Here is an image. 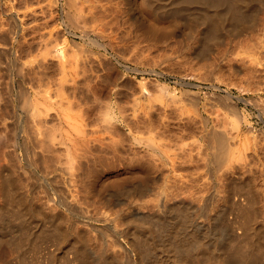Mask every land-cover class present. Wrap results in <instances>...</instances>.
<instances>
[{
	"label": "rangeland",
	"instance_id": "rangeland-1",
	"mask_svg": "<svg viewBox=\"0 0 264 264\" xmlns=\"http://www.w3.org/2000/svg\"><path fill=\"white\" fill-rule=\"evenodd\" d=\"M183 1L0 0V264L171 260L153 223H178L183 210L196 240L181 264H219L232 243L255 258L220 264H264V0H249L254 24L235 37L230 16L216 32L199 14L220 6ZM219 134L235 137L215 165Z\"/></svg>",
	"mask_w": 264,
	"mask_h": 264
},
{
	"label": "bare ground",
	"instance_id": "bare-ground-1",
	"mask_svg": "<svg viewBox=\"0 0 264 264\" xmlns=\"http://www.w3.org/2000/svg\"><path fill=\"white\" fill-rule=\"evenodd\" d=\"M14 1V0H13ZM38 1V0H37ZM52 1H54V0H52ZM150 1H152V0H150ZM157 2H158V0H156ZM162 1V0H161ZM164 1V0H163ZM174 1H176L177 2V0H174ZM185 1V3H186V1H187V3H189L188 1H193V3H196L197 1H200V2H207V1H209L208 3L210 4V2L214 5V6H217L216 8H218L219 6L221 7V11H218V14H217V16H218V18H217V16H216V14L215 15H211L210 14V12L209 13H206L205 12V10H202V8H201V12L199 13L200 15H201V17L204 19V20H206V22H207V24L209 23L208 22V20H210V16H212L211 18H213L212 20H213V23H212V25H211V27H210V31L211 30H214L215 29V31L217 32L218 30H219V28H220V25H221V23H219V21H218V19H219V17H220V14L222 15V13H224V15H226V16H230V21H231V26H229V28H228V32L230 33V34H232V35H234V37H235V35H237V34H239V33H241L243 30H245L246 28L248 29V27H251L252 26V24H254L253 23V17H252V19L250 18V19H248V14H249V11H250V5H248V2H249V0H184ZM184 1H183V4H184ZM65 2H67V1H65ZM74 2V1H73ZM175 2V3H176ZM179 2V1H178ZM181 2V1H180ZM190 2V3H191ZM54 2H52V4H53ZM118 3V2H117ZM156 3V2H155ZM158 3H160V2H158ZM158 3H156V4H158ZM161 3H163V2H161ZM165 3V2H164ZM163 3V4H164ZM182 3V2H181ZM197 3H199V2H197ZM196 3V4H197ZM120 4V3H119ZM155 4V5H156ZM169 4V3H168ZM177 4V3H176ZM179 4V3H178ZM211 4V5H212ZM74 5V4H73ZM72 5V6H73ZM98 5V4H97ZM165 6L167 5V4H164ZM170 5V4H169ZM182 5V4H181ZM193 5V4H192ZM205 5V7H207L206 6V4H204ZM28 6V5H27ZM157 6V5H156ZM159 6V5H158ZM157 6V7H158ZM161 6V5H160ZM180 6V4L178 5V7ZM191 6V5H190ZM202 6V5H201ZM163 7L164 6H162V9H163ZM171 7H172V4H171ZM174 7H176V6H174ZM182 7H183V5H182ZM184 7H185V5H184ZM186 7H189V4H188V6H186ZM198 7V9H200L199 7L200 6H197ZM219 7V8H220ZM24 8H26V7H24ZM122 8V7H121ZM156 8V7H155ZM167 8V7H166ZM166 8H164V11H165V9ZM103 9V8H102ZM182 8L180 7V9H178L177 8V10H179V12H180V10H181ZM206 9V8H205ZM209 9V8H208ZM19 10V9H18ZM105 10V9H104ZM108 10V9H107ZM158 10V9H157ZM183 10V9H182ZM186 10V9H185ZM184 10V12L186 13V11ZM193 10V9H192ZM218 10V9H217ZM22 11V10H21ZM163 11V13H165ZM167 11V10H166ZM169 11H170V8H169ZM175 11V10H174ZM189 12H190V9L188 10ZM187 11V12H188ZM196 11H198V10H196ZM24 12V11H23ZM104 12V11H103ZM115 12V11H114ZM118 12V11H117ZM162 12V11H161ZM178 11H177V13H179ZM213 12V11H212ZM252 12H253V10H252ZM68 13V12H67ZM167 13V12H166ZM173 12H171V14H172ZM214 13H215V10H214ZM213 13V14H214ZM181 14V13H180ZM198 14V12L196 13V15ZM26 15V14H25ZM69 15V14H68ZM81 15V14H80ZM170 15V14H169ZM175 15H176V13H175ZM187 15H188V13H187ZM106 16V15H105ZM115 16V15H114ZM193 16V15H192ZM199 15H197L196 17H198ZM254 16V15H253ZM10 17V16H9ZM12 17V16H11ZM76 17V16H75ZM102 17V16H101ZM187 17V16H186ZM223 17H225V16H223ZM167 18V17H166ZM184 18V17H183ZM202 18H201V20H202ZM70 19V18H69ZM68 19V20H69ZM105 20H109V19H105ZM128 20V19H127ZM185 20H186V18H185ZM220 20V19H219ZM225 20V19H224ZM70 21V20H69ZM99 21V20H98ZM101 21V20H100ZM192 21H193V19H192ZM220 21H222V25H223V23H224V21H223V19L222 20H220ZM230 21H229V23H230ZM202 22V21H201ZM210 22H211V20H210ZM76 23V22H75ZM101 23V22H100ZM131 23V22H130ZM202 23H205V21L204 22H202ZM79 24V23H78ZM82 24V23H81ZM206 24V23H205ZM76 25V24H75ZM204 25V24H203ZM207 26V25H206ZM226 26H228V25H226ZM93 27V26H92ZM227 28V27H226ZM225 28V29H226ZM262 28H264V27H262ZM204 29V28H203ZM222 29H224L223 27H222ZM246 29V30H247ZM187 31V30H186ZM219 32V31H218ZM246 32V31H245ZM209 33V32H208ZM211 33V32H210ZM221 33V32H220ZM220 33H217V34H220ZM226 33H227V31H226ZM9 34V33H8ZM229 34V35H230ZM185 35V34H184ZM205 35L206 36H208L206 33H205ZM220 35H222V34H220ZM227 35V34H226ZM190 36V35H189ZM201 36V35H200ZM210 36V35H209ZM208 36V37H209ZM211 37H212V33H211ZM218 37H219V35H218ZM262 37V36H261ZM260 37V38H261ZM12 38V37H11ZM100 38H101V36H100ZM184 38V37H183ZM214 38H216V37H214ZM89 39V38H88ZM212 40H213V38H211ZM217 39V38H216ZM215 39V40H216ZM238 40V39H237ZM208 41V40H207ZM209 41H210V39H209ZM217 41V40H216ZM73 42V41H72ZM184 42V41H183ZM203 42V41H202ZM233 42V41H232ZM207 44V43H206ZM259 44V43H258ZM178 45V44H177ZM191 45V44H190ZM205 45V44H204ZM109 46V45H108ZM258 46V45H257ZM216 47V46H215ZM259 47V46H258ZM213 48V47H212ZM178 49V48H177ZM250 49V48H249ZM186 50H188V49H186ZM243 51V50H242ZM201 53V52H200ZM214 53V52H213ZM235 53V52H234ZM239 53V52H238ZM232 55V54H231ZM262 55H264V54H262ZM252 56V55H251ZM194 57H195V55H194ZM205 57V56H204ZM218 58V57H217ZM255 58V57H254ZM249 59V58H248ZM252 60V59H251ZM197 61V60H196ZM257 61V60H256ZM259 62V61H258ZM14 64V63H13ZM199 64V63H198ZM204 66V65H203ZM202 66V67H203ZM220 66V65H219ZM235 67V66H234ZM224 69V68H223ZM227 69V68H226ZM206 73V72H205ZM209 73V72H208ZM215 74V73H214ZM242 74V73H241ZM228 75V74H227ZM214 76V75H213ZM217 76V75H216ZM215 76V77H216ZM223 77V76H222ZM229 78V77H228ZM231 80V79H230ZM187 82V81H186ZM184 83V82H183ZM231 84V83H230ZM197 85V84H196ZM239 85V84H238ZM244 87V86H243ZM186 89V88H185ZM245 89V88H244ZM187 90V89H186ZM19 91V90H18ZM19 93V92H18ZM11 94V93H10ZM26 94V93H25ZM193 97V96H192ZM26 98H27V95H26ZM34 98H35V96H34ZM17 99V98H16ZM30 99V98H29ZM23 100V99H22ZM229 100V99H228ZM24 101V100H23ZM191 101H193V100H191ZM35 102V101H34ZM192 103H194V102H192ZM197 103V102H196ZM35 104V103H34ZM33 104V105H34ZM37 104V103H36ZM107 105V104H106ZM105 105V106H106ZM230 105V104H229ZM109 106V105H108ZM23 107V106H22ZM230 107V106H229ZM105 110H106V108H105ZM229 110H230V108H229ZM230 112V111H229ZM232 112V111H231ZM105 113V112H104ZM110 114V113H109ZM234 114V113H233ZM25 115V114H24ZM104 115V117H106L107 116V114H103ZM106 115V116H105ZM231 116V115H230ZM110 117V116H109ZM222 117H224V116H222ZM107 118V117H106ZM205 118V117H204ZM233 118V117H232ZM235 118V117H234ZM229 119H231V118H229ZM110 120V118L108 119V121ZM206 120V119H205ZM236 120V119H235ZM234 120V121H235ZM111 121V120H110ZM207 121V120H206ZM228 122V121H227ZM204 123V122H203ZM234 123H236V121L234 122ZM233 125V124H232ZM235 125V124H234ZM149 126V125H148ZM150 127V126H149ZM213 127V126H212ZM216 127H218V126H216ZM231 128V127H230ZM131 129V128H130ZM140 129V128H139ZM145 129V128H144ZM149 129V128H148ZM217 129V128H216ZM4 130V129H3ZM202 130V129H201ZM219 130V129H218ZM235 130V129H234ZM10 131H12V130H10ZM150 131V130H149ZM149 131H147V132H149ZM154 131V130H153ZM237 131V130H236ZM13 132V131H12ZM152 132V131H151ZM222 131H220V134H222L221 133ZM226 132V131H225ZM232 132V131H231ZM0 133H1V131H0ZM2 133H3V131H2ZM26 133V132H25ZM141 133H144V132H141ZM214 133H215V131H214ZM85 133H83V135H84ZM145 134V133H144ZM149 134H152V133H149ZM154 134V133H153ZM216 134V133H215ZM219 134V137L218 136H216L217 138H219V141L220 142H218V143H220V144H217V146L219 147L218 148V151H217V154H215L214 152H212V154L214 155V156H216L215 157V163L213 162V160H212V163L213 164H215V165H217V164H220V163H223L225 160H226V158H228V157H226L227 156V153H228V150H230L231 149V146H230V143L233 141H231V138L233 137H235V136H237L238 134H236V132L234 133V134H232V135H235V136H231V137H229L228 135H226V136H224V135H220ZM224 134V133H223ZM246 134V133H245ZM13 135V134H12ZM217 135H218V133H217ZM248 135V134H247ZM209 136V135H208ZM23 137V136H22ZM28 137H29V135H28ZM142 137H143V134H142ZM145 137V136H144ZM238 137V136H237ZM246 137V136H245ZM137 138V137H136ZM135 138V139H136ZM147 138V137H146ZM149 138V137H148ZM154 138H155V136H154ZM232 138V139H233ZM238 138H240V137H238ZM133 139H134V137H133ZM168 139V138H167ZM237 139V138H236ZM235 139V140H236ZM9 140V139H8ZM7 140V141H8ZM23 140V139H22ZM139 140V139H138ZM137 140V141H138ZM150 140V141H149ZM146 139L145 140V142L147 141V143H146V145L147 146H152L153 147V144H154V146H157V145H155V143L153 142V138H152V140L151 139ZM158 140V139H157ZM6 141V142H7ZM140 141H141V139H140ZM231 141V142H230ZM246 141V140H245ZM23 142V141H22ZM214 142V141H213ZM240 142V141H239ZM239 142H237L236 141V143L238 144ZM243 141H241V143H242ZM13 143V142H12ZM138 143H140V142H138ZM153 143V144H152ZM158 143V142H157ZM161 143H164V142H161ZM208 143V142H207ZM145 144V143H144ZM160 144V143H159ZM232 144V143H231ZM234 144H235V142H234ZM233 144V145H234ZM237 144H235L234 146H236ZM248 144V143H247ZM243 145V144H242ZM256 145V144H255ZM261 145V144H260ZM4 146V145H3ZM169 146V145H168ZM214 146V145H213ZM239 146V145H238ZM22 147H24V146H22ZM151 147V148H152ZM157 147H160L161 148V150H163L161 153H163L164 154V149H162L164 146H157ZM159 148V149H160ZM165 148V147H164ZM213 148H215V147H213ZM240 148V147H239ZM27 149V148H26ZM154 149V148H153ZM167 149H169V148H167ZM216 149H217V147H216ZM23 150V149H22ZM143 150V149H142ZM155 150V149H154ZM153 150V151H154ZM169 150H171V149H169ZM214 150V149H213ZM240 150V149H239ZM246 150H247V147H246ZM75 151V150H74ZM159 151V150H158ZM248 151V150H247ZM30 152V151H29ZM77 152V151H76ZM148 152V151H147ZM171 152V151H170ZM216 152V151H215ZM236 152V151H235ZM24 153V152H23ZM225 153H226V158L224 157V155H225ZM28 154V153H27ZM154 154H155V152H154ZM173 154V153H172ZM206 154V153H205ZM229 154H230V156H231V152H229ZM228 154V155H229ZM234 153L232 152V155H233ZM33 155V154H32ZM152 155V154H151ZM161 155V154H160ZM154 156V155H153ZM155 156H157V155H155ZM213 156V157H214ZM73 157V156H72ZM212 157V158H213ZM222 157L223 158H225V160H220V159H222ZM238 157V156H237ZM19 158V157H18ZM218 158H219V160L221 161V162H219V161H217L218 160ZM240 158V157H239ZM15 159V158H14ZM234 159V158H233ZM19 160V159H18ZM240 160V159H239ZM34 161V160H33ZM159 161V160H158ZM216 161H217V164H216ZM223 161V162H222ZM242 161V160H241ZM261 161V160H260ZM259 161V162H260ZM245 162H246V160H245ZM252 163V162H251ZM255 163V162H254ZM253 163V164H254ZM248 164H249V162H248ZM255 164H257V163H255ZM261 164V163H260ZM15 165V164H14ZM169 165V164H168ZM250 165V164H249ZM262 165H264V164H261V165H258V166H261L262 167ZM247 166V165H246ZM251 166H254V165H250V166H247V167H251ZM70 167H71V165H70ZM240 167V166H239ZM244 167V166H243ZM243 167H241V169L243 168ZM255 167V166H254ZM254 167H253V169H254ZM249 168H247V169H244L245 171L247 170V172H245V173H248V172H250L251 170L249 169ZM70 169H73V168H69V170ZM237 169V168H236ZM257 169V168H256ZM172 170V169H171ZM232 170V169H231ZM230 170V171H231ZM240 170V169H239ZM249 170V171H248ZM24 171V170H23ZM167 171V170H166ZM233 171V170H232ZM236 171V170H235ZM234 171V172H235ZM55 172H57V171H55ZM72 172V171H71ZM241 172H243V170L241 171ZM17 173V172H16ZM45 173V172H44ZM228 173H230V172H228ZM237 173V172H236ZM244 173V172H243ZM20 174V173H19ZM49 174V173H48ZM252 174H254V173H252ZM54 175H55V173H54ZM238 175V174H237ZM236 175V176H237ZM262 175H264V171H262ZM10 176V175H9ZM57 176V175H56ZM241 177V174H240V172H239V175H238V177ZM247 176V175H246ZM245 176V177H246ZM170 177V176H169ZM147 178V177H146ZM134 179V178H133ZM223 179V178H222ZM226 179V178H225ZM250 179V178H249ZM254 179V178H253ZM9 180V179H8ZM206 180V179H205ZM15 181V180H14ZM51 181V180H50ZM16 182V181H15ZM253 182H254V180H253ZM153 183V182H152ZM203 183V182H202ZM219 183V182H218ZM143 184V183H142ZM146 184V183H145ZM149 184V183H148ZM15 186V185H14ZM137 186V185H136ZM143 186H146V185H143ZM152 186V185H151ZM208 186V185H207ZM253 186V185H252ZM22 187V186H21ZM67 187V186H66ZM135 187V186H134ZM245 187V186H244ZM247 187V186H246ZM4 188V187H3ZM85 188V187H84ZM92 188V187H91ZM147 188H148V186H147ZM161 188V187H160ZM222 188V187H221ZM237 188V187H236ZM17 189V188H16ZM62 189V188H61ZM70 189V188H69ZM87 189V188H86ZM126 189V188H125ZM140 189V188H139ZM153 190H154V188H152ZM165 189V188H164ZM242 189V188H241ZM90 190V189H89ZM127 190V189H126ZM125 190V191H126ZM141 190V189H140ZM142 190H144V189H142ZM147 190V189H146ZM157 190V189H156ZM161 190V189H160ZM186 190V189H185ZM229 189H227V191H228ZM256 190V189H255ZM85 191V190H84ZM165 191V190H164ZM164 191H161V192H163L164 193ZM241 191V190H240ZM251 191V190H250ZM253 191V190H252ZM259 191H260V189H259ZM2 192V191H1ZM63 192V191H62ZM70 192H72L71 190H70ZM138 192V191H137ZM148 192V191H147ZM160 192V195L162 194ZM167 192V191H166ZM165 192V193H166ZM255 192H258V191H255ZM7 193V192H6ZM16 193V192H15ZM96 193V192H95ZM141 193H142V191H141ZM141 193H140V195H141ZM146 193V192H145ZM156 193V192H155ZM157 193H159V192H157ZM156 193V194H157ZM171 193V192H170ZM204 193V194H203ZM202 194L203 195H201V197H202V199H205L206 201H202L204 204H202L203 206H205V202H207V201H210V202H212V200L213 199H215V197H216V192H214V191H212V192H208L207 194H205L206 192H203ZM235 193V192H234ZM245 193H247V191L245 192ZM250 193H252V192H250ZM254 193V192H253ZM262 193V192H261ZM131 194V193H130ZM237 194V193H236ZM240 194V193H239ZM1 195V194H0ZM19 195V194H18ZM24 195V194H23ZM88 195H89V193H88ZM135 195V194H134ZM154 195V194H153ZM158 195V194H157ZM170 195V194H169ZM200 195V194H199ZM229 195L230 194H226V195H224V198H225V196H227L226 198L227 199H230L231 198V196H230V198H229ZM234 195V194H233ZM61 196V195H60ZM64 196V195H63ZM118 196V195H117ZM137 196V195H136ZM134 197V198H137V197ZM145 196H146V194H145ZM149 196V199H150V195H148ZM164 195L162 194V196L161 197H163ZM166 196V195H165ZM170 196H172V195H170ZM190 196V195H189ZM219 196V195H218ZM238 196V195H237ZM246 196H247V194H246ZM248 196H250V198L249 197H247V198H249V201L250 202H252L253 200H254V198H255V200L257 201L258 199L257 198H259V197H256L255 196V194H252V196H251V194H249ZM258 196H260V200H261V202L262 203H264V201H262V198H264V194H259ZM175 196H173V198H174ZM239 197V196H238ZM244 197V196H243ZM242 197V198H243ZM65 198V197H64ZM146 198H147V196H146ZM153 198V197H152ZM151 198V199H152ZM167 198H168V196H167ZM166 198V199H167ZM225 198V199H226ZM234 198V197H233ZM24 199V198H23ZM22 199V200H23ZM157 199V198H156ZM155 199V200H156ZM170 200H172V198H169ZM177 199V198H176ZM244 199V198H243ZM246 199V198H245ZM5 200V199H4ZM3 200V201H4ZM13 200V199H12ZM144 200H145V197H144ZM143 200V201H144ZM169 200V201H170ZM175 200V199H174ZM235 200V199H234ZM237 200V199H236ZM254 200V201H255ZM140 201H141V199H140ZM142 201V202H143ZM157 202L155 203V205H157L156 206V208L157 207H160L161 209H164V208H166L167 206H168V204H167V206H166V203H165V201H162V198L160 199V200H156ZM166 201H168V199L166 200ZM177 201V200H176ZM180 201V200H179ZM239 201V200H238ZM241 201V200H240ZM248 201V202H249ZM253 201V202H254ZM22 202V201H21ZM24 202V201H23ZM141 202V203H142ZM233 202H235V201H233ZM237 202V201H236ZM260 201H259V203H261ZM25 203H26V201H25ZM28 203V202H27ZM111 203V202H110ZM113 203V202H112ZM111 203V204H112ZM135 203H136V201H135V199H134V202H132V201H130V202H128V206L132 209L133 208V210H134V208H136V205H135ZM145 203V202H144ZM148 203H150V202H148ZM183 203V202H182ZM199 203V202H198ZM239 203V202H238ZM257 203V202H256ZM19 204V203H18ZM30 204V203H29ZM147 204V203H146ZM207 205H209L208 204V202L206 203ZM250 204V203H249ZM255 204V203H254ZM6 205V204H5ZM45 205V204H44ZM139 205H141V204H139ZM150 205H152V204H150ZM243 205H245V204H243ZM21 206V205H20ZM46 206V205H45ZM81 206V205H80ZM122 206V205H121ZM145 206V205H144ZM143 206V207H144ZM153 206V205H152ZM152 206H149V204H148V207H151L152 208ZM210 206V205H209ZM227 206V205H226ZM253 206V205H252ZM11 207V206H10ZM14 207V206H13ZM43 207V206H42ZM146 207H147V205H146ZM7 208V207H6ZM17 208V207H16ZM26 208H28V207H26ZM160 208H158V209H160ZM207 208H209L208 206L207 207H205V208H203L202 207V209H201V211H202V213H200V215H199V217L202 219V217H206L207 218V215L205 216V211L207 210ZM225 208V207H224ZM120 209V208H119ZM138 209H140V208H138ZM173 209V208H172ZM157 210V209H156ZM166 210H167V208H166ZM222 210V209H221ZM220 210V211H221ZM139 211V210H138ZM160 211V210H159ZM164 210H162V212H163ZM168 211V210H167ZM218 211V210H217ZM252 211V210H251ZM126 212V211H125ZM198 212H200V210L198 211ZM211 212V211H210ZM114 213V212H113ZM164 213V212H163ZM167 213V212H166ZM183 213H184V215L183 214H181L182 215V217H181V215L179 214V216L180 217H178V218H182V219H179V222L178 223H176L175 221L174 222H164L163 224H159L160 222L162 223V221H156V222H158V224H156V223H153V224H155V226H158L159 227V231H160V238H162L163 240L162 241H164V242H162L163 243V246H165L166 245V250H170L171 252V256L173 255V259H171L170 260V258L167 260V259H162V260H164V261H162L161 260V258H160V260L158 259V258H156V259H154L153 260V262H155L156 264H157V262H159V264H174V263H176L177 261H178V263L177 264H181V262L182 261H184V259L185 258H187L188 256H190V255H193V253H190L191 251H189V248L190 247H192V245H193V243H194V240H196V238L194 237V234L193 235H190V234H187L186 235V233H188V231L187 230H189V229H187L186 231H185V228L183 227V225H185V224H182V223H180V221H184V217L186 216V217H188L187 216V214H185V212H184V210H183ZM217 213V212H216ZM129 214H130V212H129ZM212 214H213V212H212ZM211 214V215H212ZM220 214V213H219ZM218 214V215H219ZM30 215V214H29ZM145 216V215H144ZM153 216V215H152ZM213 216V215H212ZM217 216V215H216ZM215 216V217H216ZM133 217V216H132ZM219 217V216H218ZM217 217V218H218ZM154 218V217H153ZM197 218V217H196ZM210 218H212V217H210ZM214 218V217H213ZM216 218V219H217ZM233 218V217H232ZM165 219V218H164ZM169 219V218H168ZM199 219V218H198ZM198 219H195V220H197L195 223L197 224H195V226H193V227H195V230L197 229V230H199L200 229V231H202L201 229L202 228H200V226H202V225H204V227H206L205 226V224H204V220H202V221H200V219L198 220ZM13 220V219H12ZM137 220V219H136ZM154 220V219H153ZM178 220V219H177ZM186 220V219H185ZM214 220H215V218H214ZM214 220H212V221H214ZM11 221V220H10ZM133 221H134V219H133ZM144 221V220H143ZM187 221H188V219H187ZM253 221V220H252ZM256 221V220H255ZM184 222H186V221H184ZM183 222V223H184ZM118 223V222H117ZM152 223V222H151ZM151 223H149V224H147V226H148V228H151V226H153ZM206 223V222H205ZM2 224V223H1ZM57 224V223H56ZM56 224H55V226H56ZM151 224V225H150ZM182 224V225H181ZM192 224H193V222H192ZM193 224V225H194ZM144 225H146V224H144ZM181 225V226H180ZM207 225V224H206ZM211 226H212V224H210ZM59 226V225H58ZM62 226V225H61ZM61 226L59 227L60 229H62L61 228ZM135 226V225H134ZM154 226V227H155ZM186 226H188V224L186 225ZM192 226V225H191ZM72 227V226H71ZM140 227V226H139ZM180 227H182V228H180ZM203 227V228H204ZM207 227H209V225L207 226ZM218 227H220V226H218ZM54 228H56V227H54ZM58 228V227H57ZM141 228V227H140ZM188 228V227H187ZM210 228V227H209ZM259 228V227H258ZM59 229V230H60ZM157 229V228H156ZM211 229V228H210ZM15 230V229H14ZM14 230H12V231H14ZM20 230V229H19ZM54 230H56V229H54ZM59 230H56V232H58ZM140 230V229H139ZM158 230V229H157ZM196 230V231H197ZM205 230V229H204ZM206 230H207V228H206ZM141 231V230H140ZM190 231V230H189ZM208 231V230H207ZM206 231V232H207ZM210 231V230H209ZM214 231V230H213ZM221 231V230H220ZM219 231V232H220ZM254 231V230H253ZM88 232V231H87ZM139 232V231H138ZM184 232V233H183ZM193 232H194V230H193ZM234 232V231H233ZM16 233V232H15ZM14 233V234H15ZM64 233V232H63ZM78 233V232H77ZM214 233V232H213ZM221 233V232H220ZM224 234H225V231L223 232ZM220 234L219 236L217 235V237H223L222 235H224V234ZM228 233V232H227ZM154 233H151V235H153ZM231 234V233H230ZM229 234V235H230ZM232 234H235V233H232ZM12 235V234H11ZM145 235V234H144ZM147 235V234H146ZM149 235V234H148ZM189 235V236H188ZM205 235V234H204ZM213 235H215V234H213ZM226 235V234H225ZM224 235V236H225ZM228 234H227V236H229ZM45 236V235H44ZM86 236H87V234H86ZM89 236V235H88ZM226 236V237H227ZM254 236V235H253ZM61 237V236H60ZM145 237V236H144ZM187 237H190V240L189 239H187ZM207 237H209L210 238V236H207ZM230 237H232V236H230ZM148 238H150V236L148 237ZM152 238V237H151ZM153 238H155V236L153 237ZM152 238V239H153ZM158 238V237H157ZM219 238V239H220ZM225 238V237H224ZM229 238V237H228ZM233 238V237H232ZM84 239V238H83ZM89 239V238H88ZM217 240H218V238H216ZM154 240V239H153ZM161 239H159V241H160ZM222 241H225L224 239H221ZM220 240V243L219 244H222L223 245V243H221L222 241ZM226 240H227V238H226ZM233 240V239H232ZM232 240H230V243H231V241ZM107 241V240H106ZM148 241H152L151 239L150 240H148ZM236 241V240H235ZM137 242V241H136ZM154 242L155 241H153V244H154ZM199 242V241H198ZM197 241H196V243H198ZM201 242V241H200ZM199 242V243H200ZM218 242H219V240H218ZM228 242V241H227ZM227 242L226 243H224V244H226V245H228V244H230L229 242H228V244H227ZM234 242V241H233ZM13 243V242H12ZM146 243V242H145ZM149 243V242H148ZM106 244V243H105ZM151 245H152V242L150 243ZM156 244V243H155ZM165 244V245H164ZM234 243H232V245H233ZM235 244H236V242H235ZM107 245V244H106ZM140 245H141V243H140ZM142 245H144V244H142ZM147 245V244H146ZM150 245V246H151ZM231 245V247H230V245H229V247L227 248L225 245H223V248L225 247V249H226V251H225V249H223L224 250V252H226L225 254H218V255H221V257L220 258H222V260L225 262V260H226V258H224V257H227V258H235L236 256H238V255H242L243 257H244V255H246L245 257H247V255H250L251 257H254L255 258V255L253 254L254 253V250H253V252L252 251H250V250H248V251H245V250H242V249H240V247H238L237 245H238V243H237V245H233L232 246ZM253 245H255V244H253ZM138 246V245H137ZM145 246V245H144ZM149 246V245H148ZM158 246V245H157ZM198 246V245H197ZM240 246V245H239ZM93 247V246H92ZM108 247V246H107ZM151 247H153V245L151 246ZM96 248H97V246H96ZM119 248V247H118ZM145 248V247H144ZM147 248V247H146ZM145 248V249H146ZM213 248V247H212ZM241 248H243L242 246H241ZM249 247H247V249H248ZM251 248V247H250ZM249 248V249H250ZM95 249V248H94ZM143 249V248H142ZM141 249V250H142ZM145 249H143L144 251H145ZM150 249V248H149ZM156 249V248H155ZM217 249V248H216ZM220 249V248H219ZM219 249H217V251L219 250ZM243 249H246V248H243ZM246 249V250H247ZM213 250V249H212ZM252 250V249H251ZM150 251H152V250H147L146 252L148 253V254H150L149 252ZM219 251H221L222 252V250L220 249ZM145 252V253H146ZM154 253V252H153ZM166 253H168L167 251H166ZM146 255V254H145ZM224 255V256H223ZM225 255H227V256H225ZM252 255H254V256H252ZM257 255V254H256ZM194 256V255H193ZM213 257V259H215L216 260V257H214V256H212ZM239 257V259L241 258L240 256H238ZM76 258V257H75ZM154 258V257H153ZM189 258V257H188ZM193 258V257H192ZM190 259V258H189ZM188 259V260H189ZM236 259V258H235ZM238 259V260H239ZM258 258H256V260H257ZM12 260V259H11ZM88 260V259H87ZM87 260H86V262L84 261V260H82L83 262H85V263H87ZM222 260H220L219 261V264H220V262L222 261ZM241 260H244V258H242ZM246 260V259H245ZM247 260H248V257H247ZM92 261V260H91ZM258 261V260H257ZM3 262V261H2ZM6 262V261H5ZM81 262V261H80ZM79 262V263H80ZM82 262V263H83ZM216 262H218L217 260H216ZM224 262H223V264H224ZM24 263V262H23ZM81 263V264H82ZM229 263H231V262H229ZM252 263L253 264H257L256 263V261H254L253 262V258H252ZM261 263V262H260ZM78 264V263H77ZM183 264H184V262H183ZM192 264V263H191ZM194 264V263H193ZM222 264V263H221Z\"/></svg>",
	"mask_w": 264,
	"mask_h": 264
}]
</instances>
